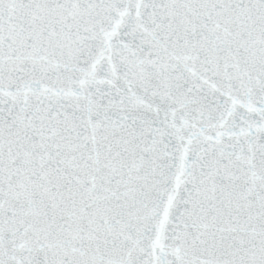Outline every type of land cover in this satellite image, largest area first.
<instances>
[{"label": "snow or ice", "instance_id": "snow-or-ice-1", "mask_svg": "<svg viewBox=\"0 0 264 264\" xmlns=\"http://www.w3.org/2000/svg\"><path fill=\"white\" fill-rule=\"evenodd\" d=\"M0 264H264V0H0Z\"/></svg>", "mask_w": 264, "mask_h": 264}]
</instances>
